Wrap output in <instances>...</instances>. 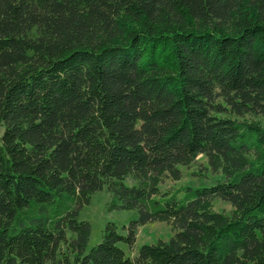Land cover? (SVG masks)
Listing matches in <instances>:
<instances>
[{"label":"trees","instance_id":"obj_1","mask_svg":"<svg viewBox=\"0 0 264 264\" xmlns=\"http://www.w3.org/2000/svg\"><path fill=\"white\" fill-rule=\"evenodd\" d=\"M0 126V264H264V0H0ZM104 189L138 217L87 250Z\"/></svg>","mask_w":264,"mask_h":264},{"label":"rangeland","instance_id":"obj_2","mask_svg":"<svg viewBox=\"0 0 264 264\" xmlns=\"http://www.w3.org/2000/svg\"><path fill=\"white\" fill-rule=\"evenodd\" d=\"M5 128L0 126V142L4 135ZM181 181L174 183L167 180L161 190L172 189L177 190L181 187H191L193 189L210 188L224 181L222 174H215L209 169V164L205 156H199L190 167H181ZM128 186L133 185V181H126ZM110 202V194L107 189L95 194L88 206L83 207L80 211L79 220L90 223L92 233L87 250L97 246L102 242L103 232L108 223H114L118 226L120 234L126 236L127 232L123 230L128 227L138 215L136 212L127 211H108V203ZM214 209L218 213L229 215L232 213L231 204L217 200L214 202ZM170 227L164 223H156L149 226L141 227L136 233V244L133 249L126 245L119 247L125 252L127 257H138L139 250L144 245H154L159 241L168 242L172 238Z\"/></svg>","mask_w":264,"mask_h":264}]
</instances>
